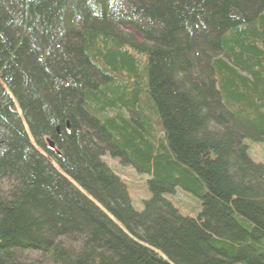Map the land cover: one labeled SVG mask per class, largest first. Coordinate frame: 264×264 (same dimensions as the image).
Masks as SVG:
<instances>
[{"label": "trees", "instance_id": "trees-1", "mask_svg": "<svg viewBox=\"0 0 264 264\" xmlns=\"http://www.w3.org/2000/svg\"><path fill=\"white\" fill-rule=\"evenodd\" d=\"M0 76V264H264V0H0Z\"/></svg>", "mask_w": 264, "mask_h": 264}, {"label": "rangeland", "instance_id": "rangeland-1", "mask_svg": "<svg viewBox=\"0 0 264 264\" xmlns=\"http://www.w3.org/2000/svg\"><path fill=\"white\" fill-rule=\"evenodd\" d=\"M0 82H2L1 76ZM247 144L250 157L255 162L264 165V142H249ZM103 160L128 186L134 209L142 211L144 208L143 202L151 197V191L148 186V181L151 177L138 173L130 164H122L120 158L116 160L112 159L109 154L106 155ZM164 197L186 217L195 218L201 211V199L194 197L192 194L185 192L181 188H177L174 194H165Z\"/></svg>", "mask_w": 264, "mask_h": 264}, {"label": "water", "instance_id": "water-1", "mask_svg": "<svg viewBox=\"0 0 264 264\" xmlns=\"http://www.w3.org/2000/svg\"><path fill=\"white\" fill-rule=\"evenodd\" d=\"M50 142V141H49ZM50 146L53 147V144L50 142Z\"/></svg>", "mask_w": 264, "mask_h": 264}, {"label": "bare ground", "instance_id": "bare-ground-1", "mask_svg": "<svg viewBox=\"0 0 264 264\" xmlns=\"http://www.w3.org/2000/svg\"><path fill=\"white\" fill-rule=\"evenodd\" d=\"M115 116V115H114ZM103 123V122H102ZM53 166V165H52ZM132 166V165H131ZM143 174V173H142Z\"/></svg>", "mask_w": 264, "mask_h": 264}]
</instances>
